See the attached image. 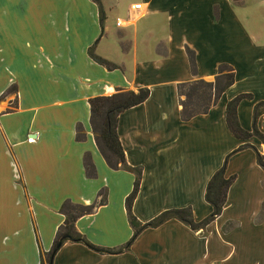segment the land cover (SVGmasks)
<instances>
[{
  "label": "crops",
  "instance_id": "0c3cea01",
  "mask_svg": "<svg viewBox=\"0 0 264 264\" xmlns=\"http://www.w3.org/2000/svg\"><path fill=\"white\" fill-rule=\"evenodd\" d=\"M99 1L0 0V264H41L64 220L61 204L90 205L101 190L106 202L77 218L75 229L95 247H123L133 233L125 199L134 169L131 212L139 222L189 206L200 221L211 212L206 184L223 165L234 180L220 215L202 230L169 219L114 253L66 241L52 264H264V169L256 161L264 144L235 137L225 120L226 104L247 94L236 115L251 132L254 106L264 101V13L254 0H132L111 31L108 16L125 0ZM108 39L110 57L98 51ZM90 49L114 68L95 62ZM19 55L32 59L35 91L23 89L30 75ZM221 64L232 67L233 83L206 113L182 120L177 85L214 81ZM138 87L149 96L122 111L116 126L127 166L111 169L94 141L89 99ZM255 126L264 135V110Z\"/></svg>",
  "mask_w": 264,
  "mask_h": 264
},
{
  "label": "trees",
  "instance_id": "16d2710c",
  "mask_svg": "<svg viewBox=\"0 0 264 264\" xmlns=\"http://www.w3.org/2000/svg\"><path fill=\"white\" fill-rule=\"evenodd\" d=\"M100 5L99 0H93ZM100 19L102 20V10L99 9ZM189 59L190 71L196 73V65L193 51L186 49ZM89 56L97 63L106 68H114V64L96 56L92 49L89 50ZM234 80L233 69L227 64H221L218 67L217 75L214 81H205L202 79L183 82L177 85L179 103L181 105L180 118L184 121L191 119L197 114L206 113L211 106L215 105L223 91L229 87ZM149 96V89L146 87H138L136 90L118 89L115 93L107 96H96L89 99L90 126L94 136L95 144L104 158L106 164L111 169H119L126 167L125 155L119 141L116 126L118 115L137 104L142 103ZM249 95L241 94L230 100L225 108V120L229 131L237 138L246 140L250 136L257 137L264 144V135L260 133L255 122L257 116L264 110V101L257 103L253 109V128L251 132L243 130L236 115V107L238 102ZM81 129L80 125L76 126V139L82 140L83 135L78 133ZM248 146L247 144L239 146L240 150ZM256 161L264 169V157L256 152ZM83 165L85 173L88 177L95 176V169L90 160L88 153L84 154ZM135 178L133 188L125 199V208L127 211L128 222L133 230L132 236L125 245L118 249H101L89 243L75 229L77 218L82 215L92 213L96 207L106 202V196L103 190L99 191V199L90 205L73 203L65 200L60 206V212L64 215V220L57 228L51 249L48 252H40L41 264H52V259L57 250L66 241L81 242L88 247L99 251L114 253L122 249H127L137 235L145 228L157 227L169 219H177L187 225L194 231L202 230L207 224L220 215L222 207L225 203L227 191L234 180V176H225L224 165L213 173L206 184L204 199L211 206V212L201 219L195 221L193 219L191 207L167 209L159 213L146 223L139 222L131 212L132 202L137 194L139 186L140 171L134 169Z\"/></svg>",
  "mask_w": 264,
  "mask_h": 264
},
{
  "label": "rangeland",
  "instance_id": "374dc122",
  "mask_svg": "<svg viewBox=\"0 0 264 264\" xmlns=\"http://www.w3.org/2000/svg\"><path fill=\"white\" fill-rule=\"evenodd\" d=\"M130 1H132V0H125L124 3L122 4L123 6L120 8L119 12L115 11V12H112V13L109 14L107 25H108V27L110 28L111 31H114L116 29V27H115V17H116V15L119 14V16H121V17L124 16L123 14H125L124 13L125 8H126V6L128 5V3ZM235 1L238 2L239 0H235ZM252 2H254L253 8L256 9L258 12H260V14H258V15H263L261 13H264V0H254ZM77 43H78V41L74 42V45L76 46ZM101 46H103V47L100 48V50H98V51H101V52H103V54L109 56L110 53L113 51V40L112 39H108V40L105 41V44L101 45ZM15 57H16V59H18V58L24 59V63L23 64L25 65V68H27L28 74L30 75L29 77L26 78V79H29V80H26L24 82L23 89L27 93H29L31 91H35L36 88L34 87V85H35L34 83H36V82H35V80L33 78L36 79V76H35L36 73L32 72V59L29 60L27 57H24V56H21V55H19L18 57L17 56H15ZM38 73H39L40 76L42 75V73L40 71ZM5 75H6V73L2 69V71L0 72V79H5ZM37 83H38L39 87H38V90H37L36 93H38V95L41 97V96H43V87H42L43 83H41L40 81H38Z\"/></svg>",
  "mask_w": 264,
  "mask_h": 264
},
{
  "label": "built area",
  "instance_id": "2783aa9c",
  "mask_svg": "<svg viewBox=\"0 0 264 264\" xmlns=\"http://www.w3.org/2000/svg\"><path fill=\"white\" fill-rule=\"evenodd\" d=\"M132 9H133V10H139V9H141V4H140V3H135V4L132 6ZM121 23H122L121 19H117V20H116V24H117V25H121ZM29 141H32V140L29 138Z\"/></svg>",
  "mask_w": 264,
  "mask_h": 264
}]
</instances>
